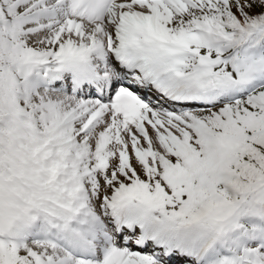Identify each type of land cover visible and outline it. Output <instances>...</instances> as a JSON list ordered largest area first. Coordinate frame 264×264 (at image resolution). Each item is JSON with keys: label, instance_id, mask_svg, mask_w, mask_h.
<instances>
[{"label": "snow or ice", "instance_id": "6c2138e0", "mask_svg": "<svg viewBox=\"0 0 264 264\" xmlns=\"http://www.w3.org/2000/svg\"><path fill=\"white\" fill-rule=\"evenodd\" d=\"M0 264H264V0H0Z\"/></svg>", "mask_w": 264, "mask_h": 264}]
</instances>
